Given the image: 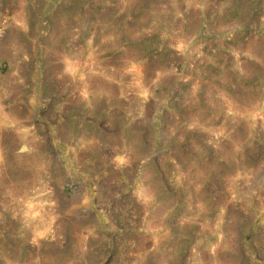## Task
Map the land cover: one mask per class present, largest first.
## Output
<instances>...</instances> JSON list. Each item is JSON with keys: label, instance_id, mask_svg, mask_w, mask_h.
Masks as SVG:
<instances>
[{"label": "rangeland", "instance_id": "obj_1", "mask_svg": "<svg viewBox=\"0 0 264 264\" xmlns=\"http://www.w3.org/2000/svg\"><path fill=\"white\" fill-rule=\"evenodd\" d=\"M0 264H264V0H0Z\"/></svg>", "mask_w": 264, "mask_h": 264}]
</instances>
